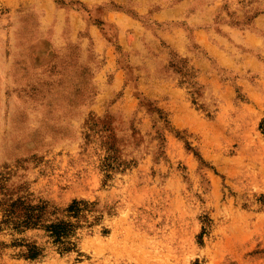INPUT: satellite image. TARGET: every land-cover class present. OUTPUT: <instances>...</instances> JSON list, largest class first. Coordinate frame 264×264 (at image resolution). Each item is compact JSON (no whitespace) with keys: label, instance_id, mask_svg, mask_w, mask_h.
<instances>
[{"label":"rangeland","instance_id":"374dc122","mask_svg":"<svg viewBox=\"0 0 264 264\" xmlns=\"http://www.w3.org/2000/svg\"><path fill=\"white\" fill-rule=\"evenodd\" d=\"M263 120L264 0H0V264H264Z\"/></svg>","mask_w":264,"mask_h":264},{"label":"trees","instance_id":"16d2710c","mask_svg":"<svg viewBox=\"0 0 264 264\" xmlns=\"http://www.w3.org/2000/svg\"><path fill=\"white\" fill-rule=\"evenodd\" d=\"M260 128L264 133V120ZM89 203L83 201H73L65 210L62 211L64 218L49 220L48 217L58 212L51 210L44 202L32 204L29 200L18 198H2L0 200V210L2 219L0 221V231L4 228L15 231L39 230L46 235L50 243L57 246L60 253L69 252L75 249L76 244L71 240L75 230L80 227L79 218L89 207ZM75 219V222L71 221ZM14 247L22 248L20 256L27 260H38L44 253L45 248L32 242H13Z\"/></svg>","mask_w":264,"mask_h":264}]
</instances>
